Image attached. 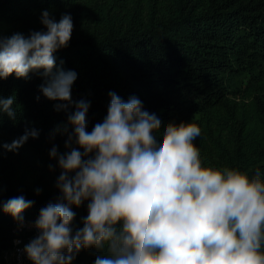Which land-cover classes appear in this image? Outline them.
Masks as SVG:
<instances>
[{"label":"trees","instance_id":"1","mask_svg":"<svg viewBox=\"0 0 264 264\" xmlns=\"http://www.w3.org/2000/svg\"><path fill=\"white\" fill-rule=\"evenodd\" d=\"M45 10L57 22L72 17V38L54 55L57 69L77 73L72 102L90 103L87 131L107 116L110 92L124 101L134 96L161 120L158 143L168 122L195 123L204 166L250 177L258 168L264 180V0H0V35L46 31ZM46 79L41 69L0 80V94L15 97L16 111L15 120L0 116V201H33L24 218H38L61 195L62 170L49 153L54 146L69 151L74 134L68 119L75 104L45 97ZM33 129L38 138L18 151L2 147ZM88 202L72 206L73 234L83 227ZM14 220L0 208V249L10 245ZM104 254L82 248L72 264H95Z\"/></svg>","mask_w":264,"mask_h":264},{"label":"clouds","instance_id":"2","mask_svg":"<svg viewBox=\"0 0 264 264\" xmlns=\"http://www.w3.org/2000/svg\"><path fill=\"white\" fill-rule=\"evenodd\" d=\"M41 23L46 31L0 35V80L13 74L27 78L42 69L43 95L72 102L77 73L57 69L54 55L72 38V17L64 14L57 22L45 10ZM109 96L107 116L90 132V103L72 102L69 151L50 150L62 170L56 183L61 195L40 209L32 225L39 234L24 251L33 264H72L82 248L94 246L106 250L95 264H264L260 170L250 177L239 169L206 167L194 143L201 135L195 123L168 122L158 143L162 122L156 114L143 110L137 97ZM14 103V96L0 94V116L15 120ZM38 135L26 130L2 147L15 152ZM73 141L79 147H72ZM84 201H89L88 215L73 234L72 206ZM32 205L23 195L0 201L3 212L21 224Z\"/></svg>","mask_w":264,"mask_h":264},{"label":"built area","instance_id":"3","mask_svg":"<svg viewBox=\"0 0 264 264\" xmlns=\"http://www.w3.org/2000/svg\"><path fill=\"white\" fill-rule=\"evenodd\" d=\"M36 219L24 218L23 224L17 220L11 223L12 238L8 247L0 249V264H33L24 247L39 234L32 226Z\"/></svg>","mask_w":264,"mask_h":264}]
</instances>
